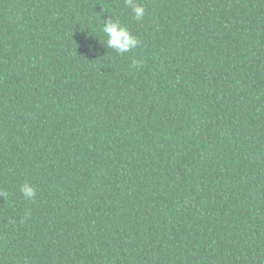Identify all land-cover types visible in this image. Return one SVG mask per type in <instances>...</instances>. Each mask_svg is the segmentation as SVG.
Here are the masks:
<instances>
[{
	"label": "trees",
	"instance_id": "16d2710c",
	"mask_svg": "<svg viewBox=\"0 0 264 264\" xmlns=\"http://www.w3.org/2000/svg\"><path fill=\"white\" fill-rule=\"evenodd\" d=\"M141 2L0 0V264H264V0Z\"/></svg>",
	"mask_w": 264,
	"mask_h": 264
},
{
	"label": "clouds",
	"instance_id": "9594fccd",
	"mask_svg": "<svg viewBox=\"0 0 264 264\" xmlns=\"http://www.w3.org/2000/svg\"><path fill=\"white\" fill-rule=\"evenodd\" d=\"M125 6L130 9L133 18L136 21H143L146 16V8L141 0H124ZM100 14L101 18V31L107 37L106 43H102L108 49L113 50L115 53L123 55L136 49L140 46V39L134 35L118 17L113 18H102V13ZM132 68L140 67L138 61L133 60ZM19 191L26 200H34L37 195V189L30 182H25L20 186ZM3 193H0V196H3Z\"/></svg>",
	"mask_w": 264,
	"mask_h": 264
}]
</instances>
